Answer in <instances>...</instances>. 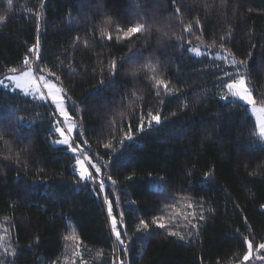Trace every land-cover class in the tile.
<instances>
[{"label": "trees", "instance_id": "obj_1", "mask_svg": "<svg viewBox=\"0 0 264 264\" xmlns=\"http://www.w3.org/2000/svg\"><path fill=\"white\" fill-rule=\"evenodd\" d=\"M0 16H6L0 25V80L13 75L9 68H21L25 56L37 74L50 70L60 76L77 125L69 135L101 166L106 194L113 199L115 190L120 198L118 205L113 199V215L120 220L124 213L122 238L132 239L127 253L118 247L105 194L93 191L99 184L78 182L74 154L53 143L61 137L51 104L0 88V236L6 246L0 248V261L64 262L67 251L71 257L74 251L64 236L74 231L87 264H247L243 237L254 246L264 242V143L254 135L247 106L220 97L229 79L225 72L236 71L229 66L233 57L247 61L242 74L253 94L264 97V0H175V5L173 0H12L11 10L8 0H0ZM189 22L197 35L202 28L204 43L184 31ZM138 23L148 31L116 39L118 28ZM101 27L113 35L111 41L101 38ZM229 27L231 38L223 43L232 56L224 60L217 57L225 51L207 46L219 45ZM176 36L192 39V45ZM37 37L39 60L29 51ZM191 46L204 55L194 57L187 51ZM113 59L117 71L110 76ZM148 61H159L157 72L174 92L156 96L148 79L152 73L143 67ZM134 91L143 99L137 101ZM149 110L160 112L161 124L125 140L121 148L113 139L121 125L126 132L131 123L136 133L138 114ZM110 141L115 152L103 146ZM207 173L212 175L206 178ZM107 174L115 186L108 185ZM182 196L202 205L197 212L205 219L193 221L198 234L191 226L176 230L185 236L180 240L152 224L147 232L136 231L141 219L150 223L166 201Z\"/></svg>", "mask_w": 264, "mask_h": 264}, {"label": "snow or ice", "instance_id": "obj_2", "mask_svg": "<svg viewBox=\"0 0 264 264\" xmlns=\"http://www.w3.org/2000/svg\"><path fill=\"white\" fill-rule=\"evenodd\" d=\"M173 4L175 5V0H173ZM8 6L9 10H11L12 7V0H8ZM41 10L43 9V3L40 5ZM251 11V9H249ZM175 12L180 13V8L175 7ZM181 23H183L182 17H180ZM6 20V16H0V25H2ZM196 24L199 25L200 21L197 18ZM106 24H110L111 20L107 19L105 21ZM39 32V28L37 29ZM148 31V28L142 23L135 24L133 26L127 27L126 29L118 28L117 29V35L116 39L119 40L121 38L127 39L131 36ZM184 31L190 33L192 36L195 37L196 40L200 41L201 43H204L203 37H202V28H199L198 31L201 32V35H197L195 32L192 31V23L189 22L185 25ZM231 32L232 29L229 27L227 33L225 35H222L220 37L221 43L219 45L216 44L215 41L211 45H208L207 47H219L221 50L226 52V55L222 57H217L220 59L228 60L229 56H232V53L227 50L226 45L223 43V41L226 38H231ZM99 33L101 38H107L109 41L113 39V35L107 31L105 27H101L99 29ZM122 34V35H121ZM167 35V33H165ZM176 39L178 41H182L183 43H186L188 45H192V39L186 38L183 36H176ZM77 42H80V38H76ZM84 47H88V42L85 40L82 42ZM183 43L180 45L183 47ZM39 45L40 40L39 37H37L36 44L29 49L31 53L34 54L36 60L40 59L39 55ZM187 51L191 53L194 57H201L204 55L202 53L201 48L199 46H191L187 48ZM132 59V58H130ZM230 67H234L236 69L235 73L231 72H225V76L228 77V81H225L223 83V88L226 89V91L221 95V100L223 101H229L231 99L232 101H241L245 105L250 106L246 111L250 113L252 117H254V124L257 129V132L254 133V135H258V138L261 142H264V97H260L259 99L257 96H254L253 89L249 87V81L246 78L242 72L247 71V61L246 60H236L234 57L229 62ZM243 66V70L241 67ZM144 68H146L152 75L148 77L151 81H153V87L156 90L155 94L157 97H160L162 94H170L174 92L175 90L173 88H170V81L166 80L163 76V73L157 72V69L159 67V61H156L153 63L152 61H148L143 65ZM37 71L42 72L43 69H38ZM75 69H73V72ZM117 71V61L115 59L111 60L108 65V74L110 76L115 75ZM139 71L138 68H135L132 70L131 75L135 76L137 72ZM101 72H103V69H101ZM8 73H13V75H5L4 80H0V87H3L5 89H9L12 92H16L19 90L23 95L30 96L32 99H39L41 101H47L48 99L51 100V102L55 105L54 114L56 112L59 113L61 117H63V122H61L59 119H57L54 123V130L56 133H59L60 139H56L53 141L56 145H64L66 146V149L70 151L72 154H74L75 159V168L78 172V182H84V183H91L93 185L99 184V188H93L94 192H100L103 193L105 190V181L103 179H98L99 174L101 173V166L97 163H94L93 160L89 157L88 153L84 151L80 147V143H75L74 140L70 137V133L73 132V130L77 127L75 123L72 122V116L69 114L66 106H65V96H66V89L62 86V81L59 75H57L55 72L48 71L47 76H54L56 81L60 82L59 84L54 83L52 80L48 79L45 75L40 74L37 75L36 71L32 68V63L30 62V59L28 56H25L23 60V65L21 68L11 67L8 69ZM18 73V74H17ZM7 81V83L5 82ZM100 83L103 84V79L100 80ZM133 97L136 98L137 101L142 100L143 97L139 96L135 91L132 93ZM259 95V94H257ZM133 102H129V106L131 107ZM160 103H163V100L160 101ZM183 107H188L187 103L185 102L183 104ZM120 115L123 117L125 114L120 113ZM175 115V113H173ZM22 119V118H20ZM61 123L66 125V127H62ZM113 132L115 133L117 131L115 125L116 121L113 119ZM160 125L161 124V115L160 112L157 111L153 113L151 110H149L146 114L143 112L138 114L137 117V123H136V133H133L132 131V124L129 123L127 125V131H124V125L122 124L120 127V135L117 138L116 136L113 137L114 140H117L119 143V146L121 148L124 147L125 140L127 141H133L134 136L140 132L145 131L146 128L150 129L153 127V125ZM80 135L82 136L83 133L81 132ZM0 140H3V133H0ZM83 144H87V140L81 141ZM104 148L110 149L111 151L115 152L117 149L113 146V143L110 141L109 143H105ZM90 147V145H89ZM17 157L19 156V153L16 154ZM10 158V157H6ZM111 161L109 160L108 163ZM104 167H107V164L103 165ZM90 168L94 170L95 175L93 174V171H90ZM212 173H207L206 178L211 176ZM107 180L111 183V185L115 186L117 184V181L112 178L111 174H107ZM115 191V190H114ZM113 191V199L115 200L116 204L118 205L120 202V198L118 195H115ZM113 199L109 198V194H105L103 196L104 202L107 204L108 214L111 217V232L114 234L115 241L118 246H123V251L127 253L129 251L128 245L125 242V240L122 238V231L125 235H127V229L126 227H121L122 221H123V212L119 213L120 220L117 219L116 215H113ZM202 207L201 204H193L190 197H180L179 199H174L172 201H166L165 206L161 211L160 215H156L151 219V224L157 226L161 229H166L168 232V235L175 236L180 240H184L185 236L181 234L178 231L173 230L174 226L176 225L177 220H180L182 222H186L185 226H191L192 229L196 230L197 234L199 232V225L197 223H193V221L196 220H203L205 219L203 212H197V209ZM264 207V206H262ZM149 223L144 221L143 219L140 220L139 225L136 227L137 232H147L149 230ZM5 232L8 231V229H4ZM141 238H143L141 236ZM5 240L4 236H0V248H6L3 241ZM65 241H71L72 246L74 248V251L72 255L76 258H80L81 264H87V261L83 260L82 254H81V243L80 237L76 235V233L73 231L69 235L64 236ZM243 240L246 244V252L243 255V262L249 261L254 254V242L252 239H249L248 237H243ZM67 247V245H66ZM255 250L260 251L264 250V242H257L255 244ZM12 256L15 257L16 252L13 249L12 250ZM98 257L103 256V251L97 253ZM260 259H264V257H259ZM119 259V257H117ZM67 256L65 257V264H67ZM0 264H3L2 261H0ZM72 264H76V260H72ZM113 264H115V261H113ZM119 264H125L124 260H119Z\"/></svg>", "mask_w": 264, "mask_h": 264}, {"label": "rangeland", "instance_id": "obj_3", "mask_svg": "<svg viewBox=\"0 0 264 264\" xmlns=\"http://www.w3.org/2000/svg\"><path fill=\"white\" fill-rule=\"evenodd\" d=\"M33 70L34 71H36V68H35V66L33 67ZM36 74H37V72H36ZM41 74H43V75H45L48 79H50V80H52L54 83H57L53 78H51L50 76H47V74H44V73H41ZM37 75H40V74H37ZM4 80V79H3ZM6 83H7V81H5ZM58 84V83H57ZM0 88H3V87H0ZM5 89V88H4ZM7 90H10V88L9 89H7ZM17 91H19V90H17ZM20 92V91H19ZM21 93V92H20ZM22 94V93H21ZM255 96V95H254ZM28 99H30V100H32V101H40L41 102V100H39V99H32V97H30V96H26ZM50 104H51V106L54 108V110H55V105L51 102V100L50 99H48L47 100ZM239 102H241V101H239ZM242 104H244L243 102H241ZM245 105V104H244ZM65 106H66V108H67V110H68V105H67V99H66V96H65ZM247 106V105H246ZM250 106H247V108H249ZM68 112H69V110H68ZM56 114H57V116H58V118H59V120L61 121V122H63V117H61L60 115H59V113L58 112H56ZM70 114V113H69ZM252 117V116H251ZM253 118V120H254V117H252ZM72 122L73 123H75L76 124V122L74 121V119L72 118ZM62 124V127H66V125H64L63 123H61ZM76 129V128H75ZM75 129L73 130V132L71 133V134H74V132H75ZM256 132H257V129H256ZM257 137H258V135H257ZM264 143V142H263ZM93 169H91L90 168V171H92ZM94 171V170H93ZM76 172H77V169H76ZM77 174H78V172H77ZM98 179H101L100 178V176H98ZM106 181H108L107 179H106ZM108 185H111V183L108 181ZM112 186V185H111ZM106 190H104V194H106V192H105ZM113 193L111 192V195H112ZM264 210V209H263ZM108 216H109V214H108ZM109 218H110V222H111V217L109 216ZM123 221H122V225H121V227H123ZM185 224H186V222H182V221H180V220H177V222H176V225L174 226V230L176 231V230H181V233H182V230L183 231H187V229L190 227V226H185ZM151 225V221H150V223H149V226ZM113 237H114V234H113ZM175 237V236H174ZM177 238V237H176ZM114 240H115V237H114ZM131 240L132 239H128V237L126 238V241H127V245H128V249L129 250H131L132 249V245H130V242H131ZM119 248L121 247V246H118ZM123 247V246H122ZM133 254V253H132ZM257 254V255H256ZM67 256V258H68V260H67V264H72V260L75 258L74 256H72L71 257V255H69L68 254V251H67V253L65 254V256H64V259H65V257ZM257 256H259V257H264V250H260V251H256L255 250V246H254V254H253V257L249 260V261H247V264H264V259H260V258H257ZM57 264H65V261L64 262H59V263H57ZM115 264H119V262L117 261Z\"/></svg>", "mask_w": 264, "mask_h": 264}, {"label": "bare ground", "instance_id": "obj_4", "mask_svg": "<svg viewBox=\"0 0 264 264\" xmlns=\"http://www.w3.org/2000/svg\"><path fill=\"white\" fill-rule=\"evenodd\" d=\"M74 136V135H73Z\"/></svg>", "mask_w": 264, "mask_h": 264}]
</instances>
